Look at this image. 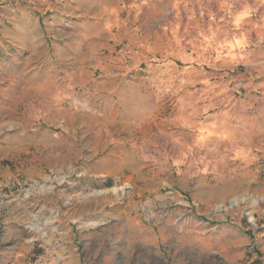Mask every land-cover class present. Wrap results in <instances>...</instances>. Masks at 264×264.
I'll use <instances>...</instances> for the list:
<instances>
[{
    "label": "rangeland",
    "instance_id": "obj_1",
    "mask_svg": "<svg viewBox=\"0 0 264 264\" xmlns=\"http://www.w3.org/2000/svg\"><path fill=\"white\" fill-rule=\"evenodd\" d=\"M0 264H264V0H0Z\"/></svg>",
    "mask_w": 264,
    "mask_h": 264
},
{
    "label": "crops",
    "instance_id": "obj_2",
    "mask_svg": "<svg viewBox=\"0 0 264 264\" xmlns=\"http://www.w3.org/2000/svg\"><path fill=\"white\" fill-rule=\"evenodd\" d=\"M18 12H19L18 10H15L14 12H12V14H15V16H16V14H18ZM5 13H6V12H5ZM10 14H11V13L7 11V13L5 14V16H6V17H13L12 15L10 16ZM2 18H3V17H1V19H2ZM13 18H14V17H13ZM15 18H16V17H15ZM14 33H15V32H14ZM14 33H11V34H12L11 37H13V38H14V36H15V35H13ZM11 43L14 44V43H16V42L12 39V42H11ZM253 64H254V63H253ZM256 64H259V63H256Z\"/></svg>",
    "mask_w": 264,
    "mask_h": 264
},
{
    "label": "bare ground",
    "instance_id": "obj_3",
    "mask_svg": "<svg viewBox=\"0 0 264 264\" xmlns=\"http://www.w3.org/2000/svg\"><path fill=\"white\" fill-rule=\"evenodd\" d=\"M237 203L236 202H232V205L235 206Z\"/></svg>",
    "mask_w": 264,
    "mask_h": 264
}]
</instances>
